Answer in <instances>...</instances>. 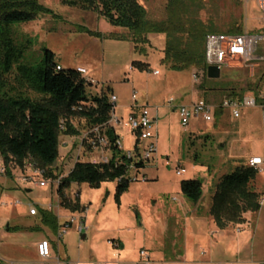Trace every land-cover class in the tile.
Listing matches in <instances>:
<instances>
[{"label": "rangeland", "instance_id": "1", "mask_svg": "<svg viewBox=\"0 0 264 264\" xmlns=\"http://www.w3.org/2000/svg\"><path fill=\"white\" fill-rule=\"evenodd\" d=\"M37 1L50 12L40 13L28 22L12 24L10 35L14 43L26 46L24 59L32 65L39 62L42 50L46 48L53 52L54 61L62 67H84L87 73L83 75L89 82L86 94L104 92L108 98L111 93L116 96L115 113L120 120L112 122L111 126L120 136L122 152L131 151L133 157L136 153L133 145L135 135L124 125L132 91L138 94L140 101L146 99L149 104L158 107L155 121L158 135L152 140L155 145L154 158L146 161L139 170L130 167L128 174L131 181L122 195L119 208L114 202L116 181H104L98 188H91L84 182H71L66 187H70L69 193H65L69 198L81 192L80 201L87 210L83 213L86 224L82 229L79 231L77 224H73L58 241L61 257H84L92 248H102L106 236L120 232L124 238L131 233L138 235L139 241L135 245H142L148 250L150 260L166 259L161 264H264V203H260L261 199L264 200V171L257 170L251 183L252 190L259 195V208L256 212H245L243 223H230L219 228L209 213L215 185L220 177L233 171L236 166L247 163L249 155L244 152L246 147L252 146L257 153L264 154L263 111L259 106L244 108L242 116L235 119L225 109L217 112L214 120L199 118L189 126L190 130H198L197 137L189 138L178 115L169 107L186 103L180 96L182 88L187 86H192L195 97L204 98L214 105L226 95V91L218 88L221 86L234 87L236 92L242 89L243 95L252 93L250 88H254L256 83L260 87L264 85V61L240 63L237 59L229 60L216 79L215 87L207 90L204 97L199 87L201 78L195 80L192 76L194 73L200 76V70H170L161 62L164 34L148 33V42L135 48L126 29L111 25L95 11L71 7L61 0ZM137 2L144 7L149 19L165 18L167 0ZM196 2L198 19L215 32H247L264 36L257 0ZM256 53L264 55V41H258ZM134 61L146 63L147 70L138 69L132 63ZM155 70L159 72L157 75L152 73ZM15 75L13 68L2 76V91L11 95L18 89ZM25 91L32 98L40 97L32 90ZM170 98L173 101L168 104ZM249 118L252 121L250 124L247 123ZM71 123L82 130L84 121L75 116ZM58 140L59 157L54 174L63 177L75 157L81 153L80 141L77 135L63 133L59 134ZM147 141L142 140L140 153ZM106 153L109 155V151ZM91 156L97 157V154H85L82 159L90 160ZM2 163L0 161V167ZM25 163L33 166L30 159ZM177 165L185 169L180 176L175 173ZM202 166L207 168V174L200 171L199 167ZM7 170L0 173V264L15 263L19 257L31 261L28 243L41 235L56 236L45 225L33 231L6 230L7 223L23 226L38 222V217L27 216L29 207L55 198L53 185L52 188L49 185L25 189L27 184L33 183L20 178L31 176V166L21 168L11 162ZM41 178L36 177V180ZM186 179L202 181V196L199 202H187L189 223L183 231L181 223L173 225L169 221L164 225L162 217L167 214V205L173 203L170 197L174 195V188L181 192V181ZM152 200H156V206ZM161 202L162 207L159 206ZM134 210L143 216V226L139 225V219L135 220ZM146 216L148 222L144 221ZM183 233L187 236L184 243L189 247V262L168 261L180 259L179 243L183 240ZM83 234L86 235L84 238Z\"/></svg>", "mask_w": 264, "mask_h": 264}, {"label": "trees", "instance_id": "2", "mask_svg": "<svg viewBox=\"0 0 264 264\" xmlns=\"http://www.w3.org/2000/svg\"><path fill=\"white\" fill-rule=\"evenodd\" d=\"M61 1L71 7L95 11L111 25L126 29L135 48L148 42V33L164 34L165 47L161 62L170 70H200L199 87L204 97L207 90H212L218 82L206 76L204 42L208 33L220 32H215L198 19L196 0H167L166 15L162 20L149 19L137 0ZM44 12L50 11L37 0H0V79L14 68L18 87L10 95L1 90L4 84L0 80V161L6 171L11 162L22 168L30 159L34 167L43 171L44 178H59L60 204L72 211L83 210V207L79 204L78 195L68 199L64 194V189L71 182H84L91 188H98L104 181H116L114 197L118 203L120 196L128 190L130 167L139 170L145 165L139 156L138 140L134 143L135 157H128L116 144L119 137L115 129L106 125L102 133L107 137L111 157L106 162L82 159L85 154H93L88 138L83 137V133L96 125L107 124L114 105L107 93L86 94V85L89 84L86 77L77 71V67L64 68L57 64L49 49L42 50V57L37 64L25 61L26 46L14 43L10 26L31 21ZM95 34L100 35L99 32ZM28 42L31 43L29 39ZM132 63L140 70H147L144 62ZM262 86L256 83L250 91L257 96ZM218 88L226 91L225 96L228 97L241 98L243 95L242 89L236 92L234 87ZM27 89L40 97L28 96L25 93ZM75 116L83 119L82 130L72 125L71 119ZM61 133L79 136L81 145V153L75 157L63 177L54 174ZM256 172V168L240 164L233 171L223 174L216 183L209 213L219 228L230 223H243L245 212L258 210L259 195L251 188ZM180 191L187 200L195 203L202 196V181L182 180ZM41 213L44 221H48L55 229V217L45 211Z\"/></svg>", "mask_w": 264, "mask_h": 264}, {"label": "crops", "instance_id": "3", "mask_svg": "<svg viewBox=\"0 0 264 264\" xmlns=\"http://www.w3.org/2000/svg\"><path fill=\"white\" fill-rule=\"evenodd\" d=\"M77 67H82V66H77ZM82 68H84V67H82ZM86 73H87V70H86ZM157 74H155V75H157ZM111 95H113V94L111 93L110 96ZM113 96H115V95H113ZM115 98H116V96H115ZM180 99L185 100L186 103H179L177 105L169 106L171 108V110L176 112V114L178 115V119H179L178 107L181 105L189 106L195 100L199 99V97H197V96L195 97L192 86H187V87H185V89L182 88ZM116 100H117V98L115 99V101ZM115 106L116 105L114 102V109L111 111V116H110V120H109L110 126L112 125V122L115 123V122H119V120H120V118L115 113ZM141 107H146L148 109L149 116L154 121L153 130H154V132L156 131L155 134L157 136L158 135L157 134V127L155 125V121L157 122V117H158V107L157 106L149 104V102L146 99L140 101L138 94H136V102L134 103L132 101L131 95H130V103H129L128 108H127V110H128L127 116L131 113L136 114V115L139 114ZM224 110H225L224 108H220L219 106H217L214 109V113H213L214 119H215L217 112L224 111ZM263 114H264V112H263ZM241 116H242V113H241ZM199 118H192L190 120L188 126H187V129H184L185 131H188V133L190 135L189 138L197 137L196 131H198V130H195V129L190 130L189 126H190L192 121L197 122L199 120ZM235 119H237V118H235ZM248 120L249 121L247 123L250 124L252 121L250 120V118ZM179 121H180V119H179ZM155 127H156V130H155ZM113 128H114V126H113ZM115 132L118 135L119 141H120V136H119L118 132L116 130H115ZM132 133H134V135H135L134 136V143H135V141L138 140V136H137V133H135V132H132ZM191 135H193V136H191ZM156 139H157V137H156ZM148 142L149 141H147V143ZM141 145H142V140H138V146H139L138 150L140 149ZM244 152L246 155H249V157H251V156L264 157V154L257 153L252 146L246 147V150ZM139 153H140V150H139ZM29 166H31V165L29 163H26V167H29ZM178 166L179 165H177V167ZM199 169H201L200 171H202L204 174H207V168L206 167L202 166L201 168L199 167ZM25 177H27V175L22 176L20 178V180H22ZM41 179L46 180V184L44 186H39L38 184H35V183L27 184L25 186L26 190H29L32 186L45 188V187L50 185L52 188V185H53V187H54L55 198L53 199V201H46V202H42L40 204H37L35 206L29 207V210L34 209V213L33 214L30 213V211L28 210L27 216L38 217V222H29L27 225H23V226H19L16 224L14 226H12V225H10V223H7L5 228L7 231H33V230H40L41 229L40 225H45L46 227L50 228V230H52L56 236L55 237L54 236L49 237V236L41 235V236L37 237L32 242L28 243V248H29L28 255H29L31 261H29L28 259H25L24 257H22V258L19 257L17 259V261H15V263L11 262V264H36V263H38V264H59V263H69V264H139V262L143 260V257L140 256V251L145 252V258L147 259V264H161L163 261H166V259H164V260H150V255L148 253V250H146L142 245H135L139 241L138 235H132V233L130 232L131 230H129V229H128V231L131 234H129L128 237L126 236L125 237L126 239L124 237L120 236V232H118L116 235L114 234V235L106 236L105 241H104L105 244L102 248H99V250H94L92 248L89 251V253L86 254L84 257L83 256L77 257L75 259L74 258L71 259L70 257L69 258L68 257H61L60 247H59L58 241L63 238L64 234L67 233V230L73 224H77V228L79 231L82 229V227L86 224V217L83 215V213L85 214L87 208L80 201V194H81L80 191L76 194V196L78 195L79 204L81 207H83V210L72 211L68 208H65L64 206H62L60 204V199L58 196V183L57 182H58L59 178H44L42 176ZM22 181H24V180H22ZM27 183H29V182H27ZM26 187H28V188H26ZM69 188L70 187H68L67 189L66 188L64 189V194L69 193ZM174 189H175L173 192L174 195L170 197L171 201H173V203L167 205V214H164L162 217L163 224L164 225L169 224V221H172L173 225H178L179 223H181L183 228H184L183 229V231H184L186 229V227L188 226V223H189V218H188L189 210L187 209V207H188L187 202L189 200H187L184 197V195L177 190V188H174ZM66 194H65V196H66ZM122 195L120 196L118 203H116V201H114L118 208L121 206ZM67 198L73 199V198H69V197H67ZM199 200L197 202H199ZM106 201L107 200L105 199V202ZM151 202L154 206H156V204H157L156 200H152ZM189 202H191V201H189ZM192 203H194V202H192ZM16 205H17V202H16ZM104 206H105V204L102 207H104ZM159 206L162 207V202L160 203ZM41 211H45L47 214L49 213L55 217V222H56V228L55 229H53L51 227V225L48 223V221H44V217L42 216ZM134 217H135L136 221L139 219L141 221V223L139 225L143 226V224H144L143 216L140 215L137 210H134ZM70 218H76V221L70 223L69 222ZM144 219H145L144 220L145 222H148V220H149L148 216H146ZM77 220H79V221L81 220L82 221L81 224ZM66 224H67L66 231L64 233H62V229L65 227ZM33 225H35V226H33ZM85 236L86 235L83 234L82 238H84ZM140 236H141V234H140ZM185 237H187V236L185 233H183V240L179 243V246L181 247L180 259L179 260L174 259V260H168V261H172L174 263H175V261L176 262H182V263L189 262L188 260L190 258H188V256H189L190 251H189V247L187 245H185V243H184ZM41 240H47L49 243V254L46 257H41L37 253V244ZM176 247H177V245H176ZM137 249H138V251H136ZM164 263H166V262H164Z\"/></svg>", "mask_w": 264, "mask_h": 264}, {"label": "built area", "instance_id": "4", "mask_svg": "<svg viewBox=\"0 0 264 264\" xmlns=\"http://www.w3.org/2000/svg\"><path fill=\"white\" fill-rule=\"evenodd\" d=\"M258 8L261 12V24L264 26V0H257ZM258 41H264V36L256 33H208L205 36L204 42V55L206 65L214 64L217 65L220 69L224 68L229 60L237 59L240 63H247L255 60L264 61L263 54H257L256 48ZM77 71L81 74L86 73V69L82 67H77ZM154 74H157L158 71H153ZM193 78L196 80L199 78V75L192 74ZM115 96L111 95L109 100L113 103L115 102ZM131 99L136 102V92L133 91L131 94ZM173 100L170 98L168 104ZM220 108L228 109L230 115L233 118H239L241 116L242 109L259 106L264 112V85L261 88L260 93L256 96L253 93H245L241 98H233L224 96L219 104L217 105ZM211 101L199 98L195 100L191 105H181L178 107V114L180 119V124L184 129H187V126L192 118H202L205 121H211L214 119V109L217 107ZM132 132L137 133L138 140H149L147 144L142 149V152L139 153L140 158L143 161H149L153 159V153L155 152V145L152 139L155 138V132L153 130V119L149 116V111L146 107H141L139 114H129L127 119L124 122ZM107 124H100L92 127L88 131L83 133V137L88 138V142L91 145L93 154L96 153L97 157H90V161H104L106 162L111 157V151L109 149L108 140L104 131ZM151 140V141H150ZM116 144L121 147L120 141L117 140ZM81 147V145H80ZM139 148V146H138ZM140 150V149H139ZM109 151V155L106 153ZM92 154V155H93ZM126 155L128 157H133L131 151H127ZM134 158V157H133ZM248 166L254 167L259 171H264V157L261 156H251L248 158ZM31 176H27L22 180L27 182H32L38 184L39 186H44L46 184L45 179L36 180V177H42L43 171L39 168L32 166ZM4 167H0V173H4ZM185 172V169L182 167H177L175 170L176 175L180 176ZM133 180L135 177L132 178ZM58 183V182H57ZM260 203H264V200L261 199ZM30 213H34V209L30 210ZM76 218H70L69 222H75ZM79 221V220H77ZM81 220L79 223L81 224ZM67 224L62 229V233L66 231ZM37 253L41 257H46L49 254V243L47 240H41L37 244ZM140 256L143 257V260L139 264H147V259L145 258V252L140 251ZM59 264H69V263H59Z\"/></svg>", "mask_w": 264, "mask_h": 264}, {"label": "water", "instance_id": "5", "mask_svg": "<svg viewBox=\"0 0 264 264\" xmlns=\"http://www.w3.org/2000/svg\"><path fill=\"white\" fill-rule=\"evenodd\" d=\"M220 69L217 65L209 64L206 66V76L209 79H218L220 77ZM56 162H54L55 164Z\"/></svg>", "mask_w": 264, "mask_h": 264}]
</instances>
